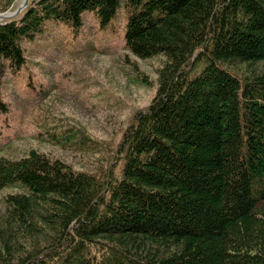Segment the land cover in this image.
I'll list each match as a JSON object with an SVG mask.
<instances>
[{"label": "trees", "instance_id": "1", "mask_svg": "<svg viewBox=\"0 0 264 264\" xmlns=\"http://www.w3.org/2000/svg\"><path fill=\"white\" fill-rule=\"evenodd\" d=\"M87 17L163 58L155 93L102 174L5 157L0 125V264H264V0H33L0 22V87L38 95L29 57Z\"/></svg>", "mask_w": 264, "mask_h": 264}, {"label": "rangeland", "instance_id": "2", "mask_svg": "<svg viewBox=\"0 0 264 264\" xmlns=\"http://www.w3.org/2000/svg\"><path fill=\"white\" fill-rule=\"evenodd\" d=\"M31 1L0 0V22L16 19ZM76 33L71 40L60 31L57 41L36 49L40 57H29L34 79L43 83L38 95L21 99L28 97L21 80L11 85L2 77L0 98L10 112L0 122L6 127L1 144L15 137L2 154L15 159L35 150L97 175L114 164L111 152L122 131L153 97L163 58L141 60L124 50L122 19L109 39L92 17ZM16 86L19 91L12 89ZM49 87L58 89L48 92ZM11 192L0 190V210Z\"/></svg>", "mask_w": 264, "mask_h": 264}, {"label": "bare ground", "instance_id": "3", "mask_svg": "<svg viewBox=\"0 0 264 264\" xmlns=\"http://www.w3.org/2000/svg\"><path fill=\"white\" fill-rule=\"evenodd\" d=\"M23 3H24V0H21V3H20V4H22V5H23Z\"/></svg>", "mask_w": 264, "mask_h": 264}]
</instances>
